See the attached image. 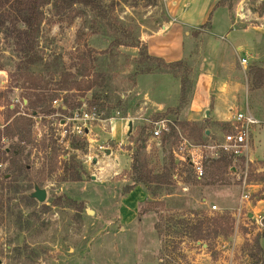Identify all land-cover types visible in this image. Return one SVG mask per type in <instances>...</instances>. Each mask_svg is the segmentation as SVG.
Here are the masks:
<instances>
[{
  "label": "rangeland",
  "instance_id": "1",
  "mask_svg": "<svg viewBox=\"0 0 264 264\" xmlns=\"http://www.w3.org/2000/svg\"><path fill=\"white\" fill-rule=\"evenodd\" d=\"M105 1L114 10L120 25L127 28L129 36L141 41L147 34L170 26L174 22L172 18L182 20L183 12L196 9L192 24L199 28L188 27L191 33L185 47L189 54L184 59L189 67L187 86L192 92L183 101L179 89L182 74H173L176 79H172L168 99L171 98L162 112L166 115L158 117L161 112L155 111L157 106L135 96L133 90L139 75L136 73L137 48L112 45L113 33L107 27V30L100 28L91 11L86 10L71 21V18L53 16L52 10L46 7V19L39 34L40 48L47 57H59L62 69L71 73L77 68L75 57L88 55L92 49L93 55L88 58L94 59V64L87 65L89 73L101 72L109 81L106 88L109 100L101 110L102 119L116 110H120L117 116L125 112L121 95H126L132 106L135 101L143 103L144 109L133 111V126H126L129 135L124 137L122 145L108 139L109 122L103 120L90 125L89 136L62 135V116H68L72 110L67 114L43 117L35 123V145L27 147L22 155L28 169L23 170L19 188L13 191L15 198L0 216V264H256L251 256L253 244L264 231V72H255L257 69L264 71V0L227 1L222 7L228 8L236 21L228 20L225 10L218 7L212 19L213 27L206 25V21L198 23L202 20L198 9L204 10V14L207 12L209 17L221 0ZM242 12L243 19L238 17ZM245 29L247 31H243ZM237 35L244 36L246 47L252 43L245 56V47L239 50V55L232 50L230 42L235 44ZM213 40L220 41L222 48L229 47L225 57L217 60V65L220 60L238 63L240 56L249 59L247 105L250 113L260 121L251 129L247 156L234 159L233 167L224 172H218L212 164L224 153L221 148L224 136L233 132L235 122L217 126L187 120L198 76L205 70V67L202 70L203 58L205 52L212 50L208 45ZM10 42L0 34V57L4 65L0 69V127H4L9 114L15 112L12 120L28 112L24 89L16 87L12 78L18 57ZM183 75H187L186 72ZM91 96L92 91L86 93L88 99ZM144 101L149 102L148 105ZM245 102L243 94L242 111L246 109ZM61 103L60 98L55 107ZM205 115L207 117L206 112ZM160 118H167L177 126L179 147L174 151L188 154L200 149L191 148V144L207 145L201 148L205 175L197 178L194 170L188 172L176 156V166L170 177H160L150 187L138 184L126 194L124 188L131 183L133 142L140 127H148L147 151L155 173H160L165 163L169 164L170 146L161 147L157 144L158 138H152L153 122ZM206 129L211 130L210 137L202 143L199 137ZM3 145L10 147L11 140L4 138ZM100 145L119 153L120 160L116 154L108 156ZM213 145L216 147H208ZM252 155L254 159L249 158ZM0 164V174L13 177L9 162L0 161ZM35 185L47 189L45 202L30 196ZM244 195L248 198H243ZM213 205L218 209H213ZM142 209L148 211L142 213ZM161 216L164 220L175 216L212 222L224 217L234 228L228 236L207 241L174 235L159 237L155 224ZM206 228L210 233L212 226ZM260 241L264 250V235Z\"/></svg>",
  "mask_w": 264,
  "mask_h": 264
},
{
  "label": "trees",
  "instance_id": "2",
  "mask_svg": "<svg viewBox=\"0 0 264 264\" xmlns=\"http://www.w3.org/2000/svg\"><path fill=\"white\" fill-rule=\"evenodd\" d=\"M227 1L232 0H221L216 4L205 23L206 25L210 24L211 27L213 11L226 5ZM46 7L52 10L53 16L71 18V21L85 13L86 10L91 11L98 26L105 30L107 27L113 33L112 45L129 46L139 50L137 74L170 73L176 75L181 73L183 101L192 92L187 86L190 82L188 63L184 60L167 62L163 58L152 56L148 52L147 43L129 36L127 28L120 25L115 18L114 10L105 0H0V34L11 41L12 51L18 57L12 78L16 87L24 89L27 100L26 108H28V112L17 115L12 120L11 117L15 112L9 114L4 127H0V161L9 162V171L14 172L13 177H9L6 173L0 174V216L5 213L15 198L13 191L19 188L23 170L28 169L27 165L23 163L22 155L27 147L35 145L33 136L35 123H38L39 119L41 121L43 117L55 113L67 114L68 111L81 107L85 103L90 107H96L97 111L101 113V110L106 107L105 103L109 100V96L106 95V88L109 86L108 79L101 72L89 73L87 65L94 64V59L88 58L93 55L92 49L89 50L88 55L75 57L78 59L75 73L65 71L64 67L62 69L63 62L59 57L45 56L44 50L40 48L39 34L46 19ZM122 36L126 39L122 40ZM3 67L0 57V69ZM182 71L187 75H183ZM258 71L264 72L262 69L255 70L256 73ZM91 91L92 98L88 99L86 93ZM64 92L65 94H62ZM60 98L61 105L55 107L53 101ZM100 106H102L101 109H99ZM10 110L14 111V109ZM165 115L161 113L158 117ZM147 132L148 127H140L137 137L134 139L135 145L129 172L131 183L124 188L126 194L133 191L138 184L150 187L158 178L170 177L172 169L176 166L174 150L179 147V136L175 127L171 125L170 132H163L157 141L161 147L170 146L169 164L165 163L160 173H155V170L150 166L152 159L147 151ZM209 137L204 130L199 140L203 143L204 139ZM4 138L11 140L10 147L7 148L3 145ZM234 159L230 153L224 151L219 159L213 160V168L218 172H224V169L233 167ZM179 164L185 165L188 172L193 169L189 162L180 161ZM65 169L70 171L71 168L65 165ZM147 211L148 209H142L141 212L146 213ZM206 226H212L210 233L207 232L209 228ZM233 228L229 219L224 217H217L212 222L200 218L194 220L183 217L176 218L175 216H169L164 220L161 216V219L159 218L155 224V230L159 237L174 235L188 237L194 241H207L214 237L228 236ZM262 235H264V231L255 239L254 252L251 253L256 264H264V250L260 241Z\"/></svg>",
  "mask_w": 264,
  "mask_h": 264
},
{
  "label": "crops",
  "instance_id": "3",
  "mask_svg": "<svg viewBox=\"0 0 264 264\" xmlns=\"http://www.w3.org/2000/svg\"><path fill=\"white\" fill-rule=\"evenodd\" d=\"M220 9L225 10L224 12L227 14L228 20L233 19V22L236 21L237 18L228 8L220 7ZM195 10L196 9L194 7L193 9L190 8L188 12L185 11L181 14L183 17L182 20L172 18L174 22L170 24V26H163L160 30H157L152 34H147V37H143V41L147 43L148 52L152 56L163 58L167 62L184 60L189 54L187 52V48L185 47L188 36L191 33L190 28L188 27L199 28L198 25L192 24L195 20L193 18ZM198 10V12H201L202 19L198 23L207 22L209 18L207 17V12L204 14V10ZM215 11L216 9L213 11L212 19ZM221 22L223 23V20H221ZM211 27H213L212 21ZM243 31H247V29ZM243 37V35L236 36L234 43L237 47L235 44L230 42L233 46L232 50H235L234 52L236 55H239L238 52L243 47L246 48L244 56L247 55V50L252 48V43L249 47L245 46L247 44H244V40H242ZM209 47L212 48V50L205 52L206 55L203 58L202 65V70L204 67L205 70L201 71L198 76L195 96L191 102V106L189 107L187 120L196 123L201 122L204 124H213L218 126L232 122L233 116L237 112L250 113L247 105L250 87L249 78L246 72L248 63L243 65L241 63V58H244V56H240L238 63H235L234 60H231V62H225L224 60L221 62L220 60L219 65H217V60L219 61L220 56L225 57L224 54L228 51L229 47L227 48L226 46L222 48V44L218 40H213L212 43H209L208 48ZM221 48L223 49L222 51ZM172 79H176V77L170 73L139 74L136 77L135 86L133 85L135 96H141L139 98H143L144 100L151 101L155 104L157 106L155 107L156 112H165L169 103L168 101L171 98L170 97L168 99L172 90ZM180 88L181 83L179 89ZM243 94L246 96V109L242 111L241 96ZM121 98L123 99V105H125L122 106L125 112L121 116H117L118 113L120 114V110H116L115 113H108L104 119H102L103 121L101 120L102 122H109L108 124L110 130L107 132L108 139L115 141V143L119 145L124 144V137H128L129 135V130L126 129V126L129 125L130 127V123L133 122V111L136 109H144L143 103L139 101L133 102L132 106L130 105V101H128L129 99L126 95H121ZM144 103L148 105L149 102L144 101ZM235 110H237V112H234ZM208 111L210 115L209 117H206L205 112L207 113ZM207 131L210 133L211 130L206 129V134ZM90 134L91 129L89 127L88 136ZM248 148L250 149V145ZM105 152L108 156L112 154L118 155L117 159L120 160L119 153H115L112 148L108 147ZM251 158L254 159L255 156L252 155Z\"/></svg>",
  "mask_w": 264,
  "mask_h": 264
},
{
  "label": "built area",
  "instance_id": "4",
  "mask_svg": "<svg viewBox=\"0 0 264 264\" xmlns=\"http://www.w3.org/2000/svg\"><path fill=\"white\" fill-rule=\"evenodd\" d=\"M238 17L243 19L245 17L244 12L238 14ZM241 63L246 65L248 59L246 57L241 59ZM54 106H57L59 99L54 100ZM61 105V104H60ZM59 106V105H58ZM119 114V113H118ZM62 123L60 126L63 128L62 135L67 133H78L86 134L88 136V129L93 122L101 121V113L97 111L96 107H90L86 103L81 107L72 110L71 114L68 116H62ZM233 121L235 122V128L233 132L228 133L224 136V143L221 148L226 152L230 153L235 159L246 157L247 150L249 149L251 141V129L253 126L260 124L258 118L249 112H237L233 116ZM171 125L177 128L175 123L167 118H160L159 120L153 122L152 138H160L163 132H170ZM203 145V146H201ZM201 145H190L191 148H200L197 152L194 150L189 151L188 154L181 153V151H174L175 155L180 158L181 161L189 162L197 176L201 179L205 175V165H204V155L201 150L202 147L206 148V144ZM210 148H215L216 146H208ZM184 148L187 147L184 145ZM100 149L106 151V147L100 145ZM251 159V157L249 156ZM0 164V168H1ZM243 198H248L244 195ZM213 209H218L217 205L212 206ZM260 218L262 216H259Z\"/></svg>",
  "mask_w": 264,
  "mask_h": 264
},
{
  "label": "water",
  "instance_id": "5",
  "mask_svg": "<svg viewBox=\"0 0 264 264\" xmlns=\"http://www.w3.org/2000/svg\"><path fill=\"white\" fill-rule=\"evenodd\" d=\"M210 113L207 112V116L209 117ZM133 126L132 123H130V128ZM207 134H209V131H207ZM32 198L37 199L39 202L43 203L46 201L48 192L47 189L41 188L38 185H35L34 191L30 194ZM200 243V242H199Z\"/></svg>",
  "mask_w": 264,
  "mask_h": 264
}]
</instances>
